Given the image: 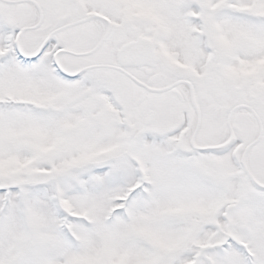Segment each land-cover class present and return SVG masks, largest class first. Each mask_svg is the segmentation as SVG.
<instances>
[{"label":"snow or ice","instance_id":"snow-or-ice-1","mask_svg":"<svg viewBox=\"0 0 264 264\" xmlns=\"http://www.w3.org/2000/svg\"><path fill=\"white\" fill-rule=\"evenodd\" d=\"M0 264H264V0H0Z\"/></svg>","mask_w":264,"mask_h":264}]
</instances>
